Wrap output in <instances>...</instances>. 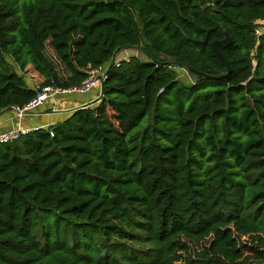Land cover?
Wrapping results in <instances>:
<instances>
[{"label": "trees", "instance_id": "16d2710c", "mask_svg": "<svg viewBox=\"0 0 264 264\" xmlns=\"http://www.w3.org/2000/svg\"><path fill=\"white\" fill-rule=\"evenodd\" d=\"M263 22L264 0H0V111L36 96L29 66L70 88L146 58L0 144V264H264ZM225 32L229 77L181 80L171 59L226 73Z\"/></svg>", "mask_w": 264, "mask_h": 264}, {"label": "built area", "instance_id": "2783aa9c", "mask_svg": "<svg viewBox=\"0 0 264 264\" xmlns=\"http://www.w3.org/2000/svg\"><path fill=\"white\" fill-rule=\"evenodd\" d=\"M263 35L262 28L259 26L256 29V36L261 37ZM129 51L133 50H122L117 52L114 58L108 63L101 65L96 68L89 66L88 76L82 83L78 86H73L70 88H63L57 85L56 80L52 78L47 85L40 84L37 86L36 96L23 108H14L19 119L34 113L39 107L43 106L45 102L50 99H56L61 96L68 95H81L86 97L90 94L96 87L102 88V84L107 79V74L111 67H119L123 62H129L133 56L129 54ZM136 57V56H135ZM89 107H82L80 109H87ZM51 127V126H49ZM48 127V128H49ZM48 128L35 127V128H16L3 132L0 134V144H7L20 140L23 137L30 135L33 132H38L41 130H47ZM50 136L54 137V133L50 132Z\"/></svg>", "mask_w": 264, "mask_h": 264}, {"label": "crops", "instance_id": "0c3cea01", "mask_svg": "<svg viewBox=\"0 0 264 264\" xmlns=\"http://www.w3.org/2000/svg\"><path fill=\"white\" fill-rule=\"evenodd\" d=\"M260 27L264 35V22L260 24ZM43 81H40V84ZM101 93L102 88L96 87L86 97L74 94L50 99L34 113L23 117V119L17 117L14 109L0 111V134L16 128H48L49 126L64 122L73 111L82 107H94L98 105Z\"/></svg>", "mask_w": 264, "mask_h": 264}, {"label": "water", "instance_id": "95a60500", "mask_svg": "<svg viewBox=\"0 0 264 264\" xmlns=\"http://www.w3.org/2000/svg\"><path fill=\"white\" fill-rule=\"evenodd\" d=\"M231 38L228 35L227 32H225V39L222 41H216L213 43V51L215 53V55L219 58V60L222 62V64L225 66L226 68V73L221 74V75H211V74H207L201 71H198L194 68H192L191 66L181 63L178 60L175 59H171V61L169 62V64H171L172 66H177L182 68L184 71H186L189 74L194 75L198 81L202 82L203 80H212V81H219V80H223L229 77L230 73H231V69L230 66L228 64V62L226 61V59L224 58L221 48H227L231 45Z\"/></svg>", "mask_w": 264, "mask_h": 264}, {"label": "rangeland", "instance_id": "374dc122", "mask_svg": "<svg viewBox=\"0 0 264 264\" xmlns=\"http://www.w3.org/2000/svg\"><path fill=\"white\" fill-rule=\"evenodd\" d=\"M129 54L133 57H139L142 60H145V56L143 55V53L138 50V49H133V51H129ZM46 55L49 58L50 61H52L57 69V71L59 72V75L62 78H65V76L67 75V71L65 70V68L63 67V65H61V63L57 60L55 52L53 51V49L50 46V42H48L47 44V50H46ZM185 72V74H184ZM178 74H179V78L181 80H186L187 78L184 77V75H189V73H187L186 71H184L183 69H178ZM25 76L28 80H31L34 83V86L37 87L40 84V81H43L44 78L39 75L38 73H36L31 66H29L27 68V70L25 71ZM190 77V75H189ZM191 81H193V77L191 76ZM188 80V79H187ZM197 249V247L193 246L192 251H195Z\"/></svg>", "mask_w": 264, "mask_h": 264}]
</instances>
